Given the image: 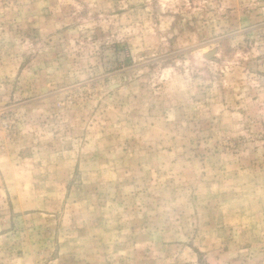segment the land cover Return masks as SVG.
I'll return each mask as SVG.
<instances>
[{
  "label": "rangeland",
  "instance_id": "1",
  "mask_svg": "<svg viewBox=\"0 0 264 264\" xmlns=\"http://www.w3.org/2000/svg\"><path fill=\"white\" fill-rule=\"evenodd\" d=\"M0 264H264V0H0Z\"/></svg>",
  "mask_w": 264,
  "mask_h": 264
}]
</instances>
